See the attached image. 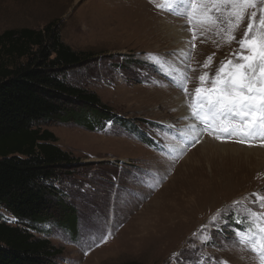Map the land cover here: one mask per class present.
<instances>
[{"label":"rangeland","instance_id":"1","mask_svg":"<svg viewBox=\"0 0 264 264\" xmlns=\"http://www.w3.org/2000/svg\"><path fill=\"white\" fill-rule=\"evenodd\" d=\"M175 8L183 12L190 4L0 0V33L23 27L43 30L54 22L65 43L93 54L67 71V79L97 93L111 116L93 129L49 123L59 145L76 160L72 176L60 186L75 206L78 234L53 223L45 224L47 235L35 232L60 248L57 264H260L250 245L264 218L254 219L249 212H264L259 204L264 197V141H221L203 132L184 142L185 121L173 98L177 94L190 111L199 77H214L221 62H239V40L253 11L259 26L264 0L244 11L230 42L227 13L219 14V23L193 26L186 15L169 10ZM172 27L182 29V43L169 35ZM181 73L187 76V95L173 83ZM203 86L211 88V79ZM205 138L212 143L204 145ZM221 212L227 223L210 226ZM2 219L18 223L5 210ZM238 233L249 239L240 241Z\"/></svg>","mask_w":264,"mask_h":264},{"label":"trees","instance_id":"2","mask_svg":"<svg viewBox=\"0 0 264 264\" xmlns=\"http://www.w3.org/2000/svg\"><path fill=\"white\" fill-rule=\"evenodd\" d=\"M55 26L0 33V264H57L60 248L35 232L47 235L53 223L78 234L75 206L60 186L76 160L49 123L93 129L111 117L97 93L67 79L93 54L73 49ZM3 210L18 223L2 219Z\"/></svg>","mask_w":264,"mask_h":264},{"label":"snow or ice","instance_id":"3","mask_svg":"<svg viewBox=\"0 0 264 264\" xmlns=\"http://www.w3.org/2000/svg\"><path fill=\"white\" fill-rule=\"evenodd\" d=\"M177 3L190 4V9L183 12L178 8L169 10L178 15H186L188 23L193 26L196 23H219V14L227 13L230 30L226 39L229 42L235 38L234 31L243 18L244 11L256 6V0H177ZM213 11L217 15L214 16ZM256 16L257 13L253 11L247 31L239 40L240 52L236 54L239 62H221L214 77L210 78L207 73L199 77L201 86L195 88L196 102L189 105L190 114L186 117L198 122L189 125L190 131L195 133L190 139L195 140L200 132H208L221 141L232 138H237L240 143L257 138L264 141V9H261L258 27L255 23ZM193 36L195 38V31ZM152 55L154 54H147L149 58ZM158 59L163 62L162 57ZM181 77L179 80L174 78L173 83L187 95V76L181 73ZM209 79L211 88L204 87ZM238 203L239 201L233 202V207ZM259 204L264 208V197H259ZM223 216L224 213L221 212L220 216L213 217L210 226H217ZM249 216L254 219L264 218V212H249ZM223 222L227 223V220ZM202 228L203 231H208L207 227ZM257 228L259 235L251 241L250 247L251 251L258 254L260 264H264V226L257 225ZM237 235L242 242L249 239L243 234ZM208 238L211 240L210 233Z\"/></svg>","mask_w":264,"mask_h":264},{"label":"bare ground","instance_id":"4","mask_svg":"<svg viewBox=\"0 0 264 264\" xmlns=\"http://www.w3.org/2000/svg\"><path fill=\"white\" fill-rule=\"evenodd\" d=\"M176 26V25H175ZM169 33V35L170 36H175L176 38H177V44L178 43H182L180 40H182V29L180 30H176L175 28H171V30L168 32ZM178 46V45H177ZM177 95V94H176ZM176 95H174V98H173V105L175 106V107H177L179 110H180V112H181V115H182V117L184 118V125H185V127H186V130H184V132H186V133H184L183 134V137H189L188 139H186V140H192V139H190V137L192 136V135H195V133H192L191 131H190V129H187V127L189 128V125H191V124H196L197 122L195 121V120H193V119H191V118H186V117H189V114H190V111L184 106V104H183V102H182V100L178 97V96H176ZM204 134H203V132H200L199 133V135H196V138L198 137V136H203ZM208 140H211V139H209V138H205L204 140H203V144L204 145H207V144H210V143H212V142H208ZM217 143H219L220 144V146H223V147H228V146H230L229 144L230 143H225V142H217ZM202 145V144H201ZM260 145H257V147H259ZM223 147H221V148H223ZM220 148V147H219ZM232 148V147H231ZM245 149H249V150H262V149H259V148H246V147H244ZM264 149V148H263ZM230 152V151H229ZM232 159L234 160V163H235V154H233L232 153ZM235 158V159H234ZM239 159V158H238ZM236 164V163H235ZM171 217V216H170ZM156 239V238H155Z\"/></svg>","mask_w":264,"mask_h":264}]
</instances>
